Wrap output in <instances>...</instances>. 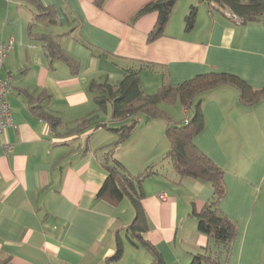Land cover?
I'll list each match as a JSON object with an SVG mask.
<instances>
[{"label":"crops","instance_id":"obj_1","mask_svg":"<svg viewBox=\"0 0 264 264\" xmlns=\"http://www.w3.org/2000/svg\"><path fill=\"white\" fill-rule=\"evenodd\" d=\"M34 1L56 12V25L36 21L37 2L0 0V45L12 40L0 67V78L10 85L11 115L0 134V264H108L117 234L124 252L113 264H150V254L126 239L134 219L129 201L97 196L107 176L105 154L118 141L109 129L126 122H111L108 108L98 111L90 83L115 85L126 70L140 69L146 95L208 73L233 75L262 90L264 24L237 25L224 10L178 0L162 36L148 41L158 14L133 18L156 0ZM191 6L197 7L196 19L186 31ZM30 24L33 33H70L59 45L78 63L76 74L63 61L50 63L42 44L28 35ZM198 100L204 129L194 144L223 169L226 195L218 207L237 228L222 264H264V99L243 106L238 89L225 84ZM162 104L179 106L185 115L180 125L193 116L188 115L194 107L184 109L178 100ZM160 105L162 116L141 117L147 126L166 117ZM40 114L58 118L60 125L53 128ZM93 118L106 127L75 131ZM166 126L161 158L170 147ZM120 149L113 158L136 175L134 167L141 162L127 164ZM159 164L161 174L168 163ZM168 166L169 178L155 175L145 181L143 238L165 264H188L209 244L192 213L211 199L212 189L202 181L179 179Z\"/></svg>","mask_w":264,"mask_h":264},{"label":"trees","instance_id":"obj_2","mask_svg":"<svg viewBox=\"0 0 264 264\" xmlns=\"http://www.w3.org/2000/svg\"><path fill=\"white\" fill-rule=\"evenodd\" d=\"M37 5L36 21L46 26L57 24L56 12L51 7H45L38 1L31 0ZM98 4L102 0H97ZM178 0H156L144 6L134 16L133 20L156 12L158 18L153 30L148 34V41L162 36L172 10ZM210 9L224 10L242 21L241 25L260 22L264 24V0H198ZM197 7L191 6L184 18L185 30L192 29L196 19ZM67 34L33 33L32 24L28 26V35L39 41L46 51L50 63L63 61L70 68L71 73L78 72V63L65 55L60 48L59 40ZM147 67V66H146ZM143 68V67H142ZM140 69L126 70V74L115 85L107 82L92 81L89 91L93 93V102L98 111L110 110V121L121 124L117 128L109 129L117 135L118 141L105 154L106 179L98 191V198L109 197L113 201L126 198L133 211L134 219L125 231L126 239L135 247L142 248L151 256L150 264H165L156 248L143 238L146 231V214L142 207L145 197L143 183L146 179L159 175L160 164L151 165L141 173L130 174L118 160L113 158V152L120 144L128 140L134 133L139 118L142 116L155 118L162 116L158 106L162 103H174L178 100L184 109L194 107L193 116L187 124L166 126L165 136L169 142V150L163 156L171 165L179 179L190 178L208 183L212 189L211 199L204 204L199 213H192L197 220V229L207 236L209 244L202 254L195 255L188 264H222L223 258L230 252L232 242L236 237V225L226 218L219 210V203L226 195L224 171L209 157L201 152L194 144V138L204 129V118L200 110L202 94L220 85L229 84L239 91L240 103L243 106H253L264 99V89L254 90L238 77L229 74L208 73L198 75L175 87L163 85L155 94L146 95L139 82ZM197 101V102H196ZM192 109V108H191ZM55 128L60 125L59 119L40 114ZM106 124L87 119L80 122L76 132L83 127L97 128ZM80 126V127H79ZM116 249L108 264L117 262L123 255V244L120 236L116 235Z\"/></svg>","mask_w":264,"mask_h":264},{"label":"rangeland","instance_id":"obj_3","mask_svg":"<svg viewBox=\"0 0 264 264\" xmlns=\"http://www.w3.org/2000/svg\"><path fill=\"white\" fill-rule=\"evenodd\" d=\"M162 105H160L161 106L160 109L162 111H165L166 117L168 119L170 118V120H168L165 117V118L157 120L156 122H154L149 127L145 124V122H143V120L140 117L138 125H137L134 133L132 134V136L128 140H126L124 143H122L118 146L119 148H121L120 149L121 152L125 153L124 154V160L126 161L127 164L130 162L133 163L134 160H137V162H141L140 164H136L134 167L135 169H138L136 171V173H141L147 167H149L151 165L156 166L157 164L160 163V161H162L161 159H163V158H161L162 157L161 152H162V148L164 147V143L166 141L162 135V133L164 134L163 128L166 126V123L169 124L170 122H172L173 125H176V124L178 125L185 118V115L182 113V110L179 108V106L166 108V106L164 104H162ZM108 113H110L109 108H108ZM166 113L168 114V116ZM101 114H102V117L104 118L105 114H103V113H101ZM192 114H193V109H191L189 111L188 116L191 117ZM99 116H100V114H99ZM133 153H135V154H133ZM150 155H151L150 160L146 161V159ZM166 166L163 169V172L161 174H159L158 178H160V177L169 178V176L167 175L168 171H166V170H168L170 167L168 166V164ZM153 178H156V177L152 176V179ZM145 181L143 183V186L145 188L144 191H146L145 185L147 184ZM124 202H126V201H124ZM128 208H131V206ZM131 212L133 214L132 215V219H133V216H134L133 209ZM125 215H127V213H125ZM123 252H124V248H123Z\"/></svg>","mask_w":264,"mask_h":264},{"label":"built area","instance_id":"obj_4","mask_svg":"<svg viewBox=\"0 0 264 264\" xmlns=\"http://www.w3.org/2000/svg\"><path fill=\"white\" fill-rule=\"evenodd\" d=\"M230 20H232L235 24L241 25L242 21L235 16L228 14ZM12 48V40L8 44L0 45V67L2 66L3 60L6 57L7 53ZM10 90V85L7 80H3L0 78V134L4 133L5 130L10 126L11 123V115H10V105L7 100V94ZM188 120H185V124H187ZM10 150V147L7 148ZM163 199V196H161Z\"/></svg>","mask_w":264,"mask_h":264}]
</instances>
